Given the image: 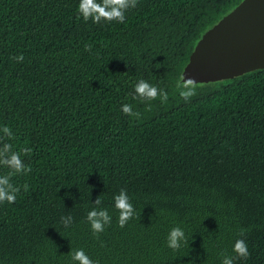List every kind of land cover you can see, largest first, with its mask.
I'll list each match as a JSON object with an SVG mask.
<instances>
[{"label": "trees", "instance_id": "trees-1", "mask_svg": "<svg viewBox=\"0 0 264 264\" xmlns=\"http://www.w3.org/2000/svg\"><path fill=\"white\" fill-rule=\"evenodd\" d=\"M240 1L137 0L124 22L93 23L79 0H0V159L31 169L0 163L19 188L0 203V264H74L80 249L95 264H222L238 239L249 256L233 264H264V68L196 82L188 101L177 87ZM140 80L167 101L133 99ZM121 189L135 211L123 227ZM93 208L111 217L97 235Z\"/></svg>", "mask_w": 264, "mask_h": 264}, {"label": "clouds", "instance_id": "clouds-1", "mask_svg": "<svg viewBox=\"0 0 264 264\" xmlns=\"http://www.w3.org/2000/svg\"><path fill=\"white\" fill-rule=\"evenodd\" d=\"M137 0H79L78 3V18L82 17L84 21L92 20L93 23H100L102 21H117L119 23L124 22L125 12L130 7H135ZM91 45H85V50L89 51ZM12 59L17 62H22L24 57L23 55H18L12 57ZM177 87L180 89L179 95L183 98L184 101H188L191 97L195 96L197 83L192 78L185 79L184 76L181 77V81L178 83ZM133 99H139L143 101H151L159 97L161 102H166L168 99L167 92H163L155 86L150 85L144 80H140L134 86V93L132 94ZM121 110L124 114L129 116L139 117L138 112H133L130 104H124L121 106ZM7 132V129H5ZM11 148V145H5V149L8 150ZM31 149H28V154H30ZM0 156H3V153H0ZM0 163L6 164L13 173L28 172L31 169L26 167L22 163L19 154L11 153L10 157L7 159H0ZM26 189V186H25ZM19 191L18 187H13L9 183L7 178H0V203L8 202L14 203L16 200V193ZM101 199L98 196L95 200L96 205L101 204ZM115 209L119 213L118 224L120 227H123L129 219H131L135 211L132 204L129 202V197L127 192L124 189H121L119 194L114 196ZM87 221L89 222L93 235H97L100 232L104 231L105 225L111 223V217L107 209L93 208L87 213ZM69 220L71 217L69 216ZM65 226H68L70 223L67 220H63ZM243 235V231L241 232ZM185 240L184 231L180 227H173L168 236H167V246L172 249L180 248V241ZM232 251L236 253L235 257H224L222 264H233V260L236 258H247L249 256L248 247L246 242L243 239H238L235 241ZM71 259L74 264H95L85 252L80 249L71 253Z\"/></svg>", "mask_w": 264, "mask_h": 264}, {"label": "water", "instance_id": "water-1", "mask_svg": "<svg viewBox=\"0 0 264 264\" xmlns=\"http://www.w3.org/2000/svg\"><path fill=\"white\" fill-rule=\"evenodd\" d=\"M264 68V0H241L196 42L185 79L207 82Z\"/></svg>", "mask_w": 264, "mask_h": 264}]
</instances>
